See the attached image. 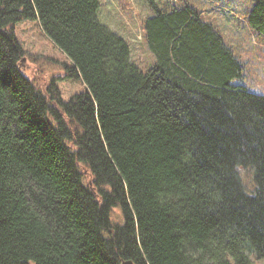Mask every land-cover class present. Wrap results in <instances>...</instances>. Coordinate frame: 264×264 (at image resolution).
Wrapping results in <instances>:
<instances>
[{"label":"trees","instance_id":"16d2710c","mask_svg":"<svg viewBox=\"0 0 264 264\" xmlns=\"http://www.w3.org/2000/svg\"><path fill=\"white\" fill-rule=\"evenodd\" d=\"M148 1L144 70L100 0H0V264L264 259V94L199 7ZM247 18L264 36V0ZM23 20L83 92L64 101L24 74Z\"/></svg>","mask_w":264,"mask_h":264},{"label":"rangeland","instance_id":"374dc122","mask_svg":"<svg viewBox=\"0 0 264 264\" xmlns=\"http://www.w3.org/2000/svg\"><path fill=\"white\" fill-rule=\"evenodd\" d=\"M158 5L176 4V0H154ZM184 1V0H181ZM196 5L206 18L217 25L227 43L244 61L243 82L251 91L264 94V36L248 23L247 13L255 0H185ZM99 21L123 37L130 46L131 58L140 68L146 69L154 61L144 40L143 22L154 14L148 0H100ZM15 34L22 45L26 60L22 71L43 90L59 91L64 101L84 91L81 79L69 77L68 57L48 38L38 20H23L16 24ZM245 182H248L246 173ZM113 220H121L115 209ZM251 264H264V259H252Z\"/></svg>","mask_w":264,"mask_h":264},{"label":"water","instance_id":"95a60500","mask_svg":"<svg viewBox=\"0 0 264 264\" xmlns=\"http://www.w3.org/2000/svg\"><path fill=\"white\" fill-rule=\"evenodd\" d=\"M25 60H26V58H23L22 62H24ZM121 264H135V263L131 260H123Z\"/></svg>","mask_w":264,"mask_h":264}]
</instances>
